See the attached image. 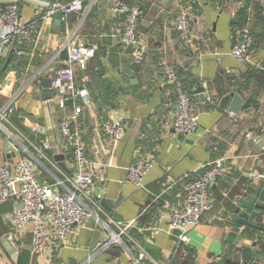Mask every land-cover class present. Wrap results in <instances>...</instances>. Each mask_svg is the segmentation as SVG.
I'll return each mask as SVG.
<instances>
[{
    "label": "crops",
    "instance_id": "obj_1",
    "mask_svg": "<svg viewBox=\"0 0 264 264\" xmlns=\"http://www.w3.org/2000/svg\"><path fill=\"white\" fill-rule=\"evenodd\" d=\"M8 1L0 0V10ZM123 2L140 8L137 47L120 41L123 18L113 11L112 0H83L81 12L60 20L59 26L54 25L55 16L42 18L44 4L17 2L26 32L16 39L21 52L14 47L2 56L0 52V108L11 94H19L7 115L9 122L0 124V165L19 157L34 158L39 183L61 178V173L72 175V158L62 152L59 126L77 104L82 111L75 125L87 157L105 171L106 190L99 220L87 217L64 245L54 243L40 257L32 252L29 227L9 242L16 248L15 258L3 246L19 202L11 198L0 206V264H84L103 236L109 238V231L119 234L114 223L109 231L104 229L102 221L109 219L132 224L120 236L121 243L97 254L91 264H128L140 249L147 253L140 264H264V27L257 4L190 0L194 44L187 48L176 26L181 10L177 0ZM242 13V28L261 39L251 66L231 56L242 29L233 23L237 26ZM66 31L94 46L95 54L75 72V87L89 93V102L67 100L61 108V97L67 96L59 94L52 79L55 68L66 65ZM139 50L143 59L135 63ZM167 68L185 83L198 115L197 128L186 135L173 128L176 95ZM199 87L204 88L203 99L195 94ZM230 93L243 101L236 113L229 110L231 100L225 108L220 106ZM104 124L121 126L119 140L114 141ZM6 142L11 152L5 151ZM8 153L13 156L7 158ZM136 158L151 161L142 188L128 180V168ZM219 158L224 159L227 173L209 188L212 209L183 242L184 233L169 222L183 192L171 183L189 175L197 178L205 164Z\"/></svg>",
    "mask_w": 264,
    "mask_h": 264
},
{
    "label": "built area",
    "instance_id": "obj_2",
    "mask_svg": "<svg viewBox=\"0 0 264 264\" xmlns=\"http://www.w3.org/2000/svg\"><path fill=\"white\" fill-rule=\"evenodd\" d=\"M250 1L259 6L264 18V0ZM17 2L18 0L8 1L0 10L1 56L5 50L13 47L20 34L26 32V25L20 16ZM177 2L181 4L176 23L179 38L183 46L191 48L194 44V35L190 28L192 5L190 0H177ZM82 3L83 0L49 2L41 7L45 10L42 18L46 19L60 13V20L65 21L68 16L81 12ZM112 9L118 17L123 18L120 41L125 45L137 47L140 44L137 34L141 13L139 6L127 5L123 0H112ZM252 44L253 38L249 30L240 29L232 45L231 56L242 64H253L255 50ZM63 50L67 54L66 65L56 67L52 79V86L59 94L65 93L67 96L61 97L59 106L63 108L65 101H75L77 98L81 99L82 104H86L89 102V93L84 89H76L75 72L85 68L95 54V47L86 44L75 32L66 31L63 36ZM142 59L143 55L139 50L133 60L138 63ZM166 76L168 83L174 86L176 95L177 112L172 120L173 128L177 134H189L198 125V115L193 108L192 97L181 87L172 69L167 68ZM18 99V93L11 94L5 105L0 108V124L2 121L9 122L7 115ZM207 100L212 102L209 97ZM73 107V115L59 126L62 152L64 154L71 152V168L74 171L72 175L61 173V178L53 176L51 182L39 183L36 174L37 163L34 158L19 157L9 164L0 165V206L13 197L19 199L10 217L11 231L7 235V240L13 243L17 233L29 227L32 235L31 249L37 257L42 256L54 243L64 245L68 235L82 228L87 217L94 216L99 220L98 213L102 212L100 202L106 190V174L85 153L81 131L75 125L82 108L77 104ZM103 128L114 141L119 140L121 126L104 124ZM150 167L151 161L147 158H136L128 168V180L137 188H142V180ZM226 173L224 159L219 158L205 164L202 173L196 179H189V175L171 183L172 186L180 185L183 192L180 207L174 210L169 218L170 227L184 233L180 236L181 241H188V232L195 228L201 218L212 209L209 188ZM112 223L118 227L119 234L109 231ZM102 224L111 236L101 238L84 264H91L97 254L107 251L112 245L121 243L120 236L127 234L126 231L132 222L122 224L109 219L107 222L102 221ZM146 258L147 253L140 249L137 257L132 258L128 264H140Z\"/></svg>",
    "mask_w": 264,
    "mask_h": 264
},
{
    "label": "water",
    "instance_id": "obj_3",
    "mask_svg": "<svg viewBox=\"0 0 264 264\" xmlns=\"http://www.w3.org/2000/svg\"><path fill=\"white\" fill-rule=\"evenodd\" d=\"M32 1L37 2V3H41V4H47L51 0H32ZM2 6H3V4L0 3V7H2ZM60 19H61V15H60V13H57L55 15V22H54V25L55 26H59ZM48 85H49V83H47V82L44 83V86L45 87L48 86ZM203 92H204V88L203 87H199L198 89H196L195 94L197 96L200 94L198 97L201 98V99H203L204 98V95H201V93H203ZM47 98H50V96H47V97L45 96V99H47ZM230 100L232 101V104L229 107V110L231 112H233V113H236L241 108V106H242V102H243L242 101V98L238 94H231L230 93L225 98L222 99L220 106L223 107V108H225L227 106V103ZM261 145H262L261 142H259L256 146L259 147ZM5 151L6 152H8V151L11 152L12 151V147L9 146V143L8 142L5 143ZM11 156H13L12 153H8L7 154V158H10ZM62 158H63L62 155L61 156H57L56 157V160H59V159H62ZM3 246H4V248H5V250H6V252L8 254L12 255L13 258L16 257V248H14L12 246V244H10L9 242H5V243H3Z\"/></svg>",
    "mask_w": 264,
    "mask_h": 264
},
{
    "label": "trees",
    "instance_id": "obj_4",
    "mask_svg": "<svg viewBox=\"0 0 264 264\" xmlns=\"http://www.w3.org/2000/svg\"><path fill=\"white\" fill-rule=\"evenodd\" d=\"M52 1H55V0H52ZM258 6V5H257ZM258 11H259V20H260V22H261V24L263 25V27H264V18H263V16H262V14H261V9L259 8V6H258ZM241 19H236V23H237V26L235 25V23H233V25H234V28H242V26L244 25V15H243V13L241 14ZM29 31V30H28ZM251 34V36H252V38H253V44H252V48L255 50V51H258V45H260V43H259V40H260V42H261V39H260V37L258 36H256V35H253L252 33H250ZM17 39V38H16ZM16 41L17 40H15V42H14V44H13V47H14V49H15V51H18V52H21L22 50H19V44L17 45L16 44ZM17 49V50H16ZM21 49V48H20ZM256 53V52H255ZM15 60V59H14ZM13 60V61H14ZM249 64H247V66H248ZM249 66H251V65H249ZM252 68H250V70H251ZM176 78H177V80H178V82L180 83V85H181V87L183 88V89H187V87H186V85H185V83L180 79V78H178L177 76H176ZM186 91H188V90H186ZM251 101V100H250ZM250 101L248 102V103H250ZM71 157V152H68V154H67V157L66 158H70ZM189 179H196V177L195 178H190L189 177Z\"/></svg>",
    "mask_w": 264,
    "mask_h": 264
},
{
    "label": "rangeland",
    "instance_id": "obj_5",
    "mask_svg": "<svg viewBox=\"0 0 264 264\" xmlns=\"http://www.w3.org/2000/svg\"><path fill=\"white\" fill-rule=\"evenodd\" d=\"M11 1V0H10Z\"/></svg>",
    "mask_w": 264,
    "mask_h": 264
}]
</instances>
